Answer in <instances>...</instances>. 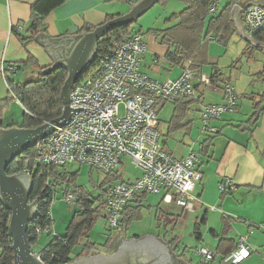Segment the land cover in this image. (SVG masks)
<instances>
[{"label":"built area","instance_id":"built-area-1","mask_svg":"<svg viewBox=\"0 0 264 264\" xmlns=\"http://www.w3.org/2000/svg\"><path fill=\"white\" fill-rule=\"evenodd\" d=\"M207 11L209 14L217 11L215 1L208 5ZM241 14L247 36L264 31V2L247 5ZM16 29L19 31L20 27ZM145 52L146 45L139 32L111 41L94 65L70 87L69 107L82 108L74 111L70 108L69 120L33 145L35 168L78 163L105 175L118 171L125 157L131 160L139 174L132 181L109 184L94 205L111 232L127 231L122 213L142 195H160L162 204L167 205L166 211L175 207L185 213L195 212L198 204L194 189L202 178L201 153L189 149L185 155L174 157L165 150L161 145L158 113L166 103L196 99L198 85H211V76L200 68H192L188 59L176 78L155 80L140 68ZM13 72L12 65L1 67L4 78ZM220 86L223 101L206 104L199 111L201 132L208 135L217 131L213 122L224 114L234 113L237 107L238 96L232 83L225 79ZM12 97L20 103L15 95ZM23 172L33 175L32 168ZM218 187L226 192L234 189V183L226 177ZM63 199L71 206L76 197L69 192ZM47 230L36 227L37 232ZM195 252L200 264L208 263L216 255L207 246H200ZM249 254L246 237L240 236L237 247L221 259V264H240Z\"/></svg>","mask_w":264,"mask_h":264},{"label":"crops","instance_id":"crops-1","mask_svg":"<svg viewBox=\"0 0 264 264\" xmlns=\"http://www.w3.org/2000/svg\"><path fill=\"white\" fill-rule=\"evenodd\" d=\"M34 1L35 0H0L1 76H3L1 73V67H5L7 65H14L16 67L20 63L33 59L37 62L39 67H47L53 62V58L48 54L44 46L35 40L23 45L15 36L12 29L13 27H20L19 31L21 33H27L32 15L31 5ZM135 1L137 0H63L61 4L55 7L46 16V32L44 34L49 38L74 35L79 33L85 27H96L104 23L109 15L115 17L125 13L128 11L130 3ZM228 1L229 0H226L223 7L228 3ZM169 2L170 0H165L160 3L158 2V9L152 11L156 14V16H161L163 19V27L154 28V30L165 29L168 24L173 22L171 20L172 15L179 13L186 7L184 1L177 0L180 4L177 5L178 10H175L176 12L172 11L169 14L167 10ZM234 5L230 10V20L231 11ZM223 7L221 9H217L214 14L220 13ZM214 14L208 13L209 16ZM238 19L242 24L241 16H239ZM232 22L235 28L234 33H236L237 28L235 27L234 21ZM133 26L132 29L134 32L139 31L141 33L142 40L146 45V52L141 56V70L149 77L158 81H163L168 78L173 79L179 76L183 66L181 64L171 62L166 57L167 51L172 50V47L159 43V39L152 33H149V37L144 35V29L146 31H148V29L151 30V25L146 28H144V26L134 28ZM242 32L246 35L244 27L242 28ZM237 35L239 34L237 33ZM240 37L244 40V37ZM207 39L212 38L211 36H208ZM208 47L209 41L207 43V62L200 67L205 72L206 65L210 63L211 65H214L217 63L216 61L218 59V57L213 60L211 59ZM29 62L30 61H28V63ZM263 67L259 68L255 72V75L261 71ZM24 68L25 66L21 67V69ZM18 69L19 68H16L17 71L13 74H9V76L14 78V75L21 70ZM215 72H217L215 82L211 83L209 86L198 85L199 94L192 102V104H200V109L198 111H200L206 104L221 103L223 101V93L220 83L225 80V78L229 81H231V79L230 77L224 76L220 69H214L212 67L210 68L209 75L212 76ZM233 86L235 87V91L238 96L236 111L231 114H224L220 119L213 122L217 132L212 136L207 145H205L204 140L208 138V136L200 141L199 149L197 151H199L202 156L199 167L202 173V178L201 181L196 184L194 189V194L198 198V204L196 206L197 214L195 223H193V229L195 228V225H199L198 235L200 239H198V241L201 242L204 240V237L200 233V227L201 225L206 226L207 231L210 234L211 239L215 241V244L212 246L207 244L204 245H207V247L209 246V248L215 252L216 255L214 259L218 258L220 262L223 257L221 249L227 252L232 247H237L239 237L243 235L245 230L248 234H253L251 241L255 242L256 240L255 244H261V240L264 239L263 235L256 234L255 231H250V229L254 227L264 231V227H260V225L264 224V83L262 82L259 84V87L256 90H253V88L249 86V83H247L246 87L238 85L240 89L235 86L234 83ZM254 101H259L260 103L258 107L259 112L254 117V121L248 125L247 121L257 110V108H254L253 106ZM165 105H163L160 110ZM172 105L174 109V104ZM160 124L161 120L159 118V127ZM137 175H135V177ZM135 177L126 181H132ZM226 177L233 181L234 189L221 192L219 191L218 185L220 181ZM207 205H210L213 208L208 209ZM162 210L166 214L176 217L173 225L171 226L172 232L169 234L170 237H167V239L169 240V238L175 237V244L178 249L181 250V247H179L181 234L176 230L178 228H186L187 225L182 224V221L186 220L187 213L175 207H171L170 211H166L165 209ZM257 224L259 225L257 226ZM231 228H234V231L236 232L235 236H230ZM53 229L56 232L55 235H62L59 234L60 231L58 230L56 224L53 225ZM115 233L116 232H111L109 236L110 241ZM126 233L127 231L121 233L125 239H138L141 237L138 235L139 237L136 238L133 237L135 236L133 235L128 238ZM248 234H245V236L247 238V244L250 246V256L255 250V244L250 242ZM153 236L161 238L162 241H164L163 238L158 235ZM49 239L50 238L47 237L46 234H40L37 240L36 248L33 249V253L37 254L42 245L45 246L49 243ZM84 242L85 241L80 243V245ZM164 242L167 243L166 241ZM195 248H197V246ZM234 248L231 250H234ZM79 250L80 247H78L77 251H73V255ZM101 252L107 251L101 250ZM171 252L174 254L175 259H180L186 264L199 263L198 261L194 263L187 256V248L184 254L174 251ZM249 256L247 258H249Z\"/></svg>","mask_w":264,"mask_h":264},{"label":"trees","instance_id":"trees-1","mask_svg":"<svg viewBox=\"0 0 264 264\" xmlns=\"http://www.w3.org/2000/svg\"><path fill=\"white\" fill-rule=\"evenodd\" d=\"M62 1L63 0H35L31 5L32 15L27 33H21L15 27L12 28L18 40L25 45L33 41L37 34L45 33L46 16L55 7L61 4ZM162 1L164 2L165 0H159L158 2L160 3ZM182 1L185 2L186 7L179 13L172 15V19L170 18L173 21L172 23L168 24L165 29L149 30L148 32H151L154 36H156V38L159 39V43L172 47L175 54L172 53V50H168L166 53V57L171 62H175L183 66L184 61L189 59L191 60L192 68H200L207 62V43L209 40L207 37L211 36L213 40L226 44L230 36L234 34L235 28L233 22L230 20V10L234 5L235 0H229L220 13L210 16L207 11L208 5L215 0ZM112 18L113 16L109 15L105 22ZM135 23L136 22H133L127 26L113 28L100 38L97 44L96 58L104 52L111 41L122 40L128 34L133 33L134 30L132 29V26ZM94 28L95 27H85L80 32L91 31ZM253 38L264 45V31L256 33ZM255 47L256 46L254 45L248 44L245 47V50L248 52L249 50H254ZM96 58L95 61L97 60ZM28 61L30 62L28 63ZM95 61L90 66H93ZM27 64L38 66L35 60H27V62L20 63L16 67L12 65L14 67L13 73L17 71L16 68L21 69L22 66ZM44 68L45 67L38 66L36 74L31 75V78H29L30 80L25 82H15L12 80L13 77L9 78V75L5 78L9 89L13 92L24 109L22 113V120L18 125L19 127L33 128L59 117L62 113L63 105L60 99V90L67 76V71L65 68L59 67L51 71L49 74H43L42 70ZM257 76L264 83V67L257 73ZM215 78H217V72L213 73L211 76L212 83L215 82ZM193 101L194 99H182L173 103L174 109L173 114L168 121L169 124L167 134H170L176 128L184 126L182 124V120L184 118L183 116L188 111L189 106ZM6 104V101L0 100V126L4 128L15 125L11 119H8L7 121L4 120L3 113L5 112L4 109ZM259 104V101H254L253 106L254 108H257V110L247 121L248 125L254 121V117L258 114ZM215 133L207 135L208 138L204 140L205 145L210 142ZM34 156L33 146L26 148L6 167V173L8 175L21 172L26 168H32L33 171V175L31 177L33 184L28 198L29 201L37 199V214L31 220L27 228V239L29 241L31 251L36 248L37 240L40 234H50V204L54 198L55 190H58V187L62 190V196L69 192L75 194L76 199L73 204L74 206L71 205L73 215L70 222L66 226L64 234H53L49 243L38 251L37 254L39 255L41 261L44 264H65L81 256L92 254L95 251H111L110 246L112 243L109 239L111 234L110 230H108L109 233H107L108 237L106 241L100 248L88 239V233L100 216L98 208L94 205L96 202L101 200L105 187L113 182L121 180L119 171H113L105 174L103 180L97 184L100 192H98L97 195H94L91 190L84 187L74 186V189H71L70 182L73 181L76 172L70 173L65 166L35 168ZM144 198L145 195L139 196L135 202L127 206L122 213V223L126 224L127 227L134 219L139 217ZM159 205L160 202H158L157 210L155 211L157 226H172L176 217L161 211ZM10 215L11 212L6 209L0 201V264H13V255L10 248L12 240L8 234ZM36 227H40L42 230H48L46 232H37ZM198 229L199 225H195V237L200 239ZM133 237L138 238L139 236L135 235ZM82 238H85L86 240L80 245ZM162 238L167 242L171 251L180 252V254H184L186 252V247L181 250L178 249L175 244V237H171L168 240L166 235H163ZM78 246L80 247V250L73 255L74 249ZM231 249L227 252L221 249L223 257L231 252ZM211 261L206 264H210Z\"/></svg>","mask_w":264,"mask_h":264},{"label":"rangeland","instance_id":"rangeland-1","mask_svg":"<svg viewBox=\"0 0 264 264\" xmlns=\"http://www.w3.org/2000/svg\"><path fill=\"white\" fill-rule=\"evenodd\" d=\"M215 2L217 9H221L226 3V0H216ZM157 5L159 4L156 3L151 9L140 16L133 27L138 28L140 26H144V28H146L147 26L151 25V30H154V28H162V17L156 16V14L152 12L155 9H158ZM177 5H180L177 0H170L167 7L168 13L170 14L172 11L174 12L175 10H178ZM148 31L144 29L143 33L146 37H149L148 35L151 33ZM208 41V48L210 50L209 56L212 60L217 57L218 59L216 64L211 65L210 63L206 65L205 70L207 73L200 68L203 73L209 75L211 67L214 69L217 68L221 70L224 76L230 77L231 81L237 87L238 85L241 87H246L247 83H249V86H251L253 90H256L259 87V84L262 82L260 78H258L257 74L255 75V72L264 66V47H255L254 50H249L246 52L245 47L248 45V43H246L240 37V35H237V33L232 34L226 44L217 42L213 39H209ZM37 71L38 66L27 64L25 65L24 69L19 70L18 73L14 75L15 77L12 80L15 82H25L30 80V76L35 75ZM13 95V92L9 90L7 80L0 74V100L7 102L4 109L5 112L3 113L4 120L7 121L8 119H11L15 124L14 127H19L18 125L22 120V113L24 109L20 103L13 99ZM199 109V103H191L188 111L183 116L184 118L182 120V124L184 126L176 128L170 134H167V126L169 124L168 121L173 114V105L171 103H166V105L160 110L159 118L161 120V124L159 130L161 131V144L164 149L171 153L174 157L183 156V154H185V152L190 148L198 150L200 141L208 135L201 132L202 122L200 121V112L198 111ZM122 112L123 107L121 106L120 113ZM123 161L124 164L118 169L120 178L121 180H130L138 174V170L131 164V160L128 157H125ZM66 168L70 173L76 172L73 181L70 182L71 189H74V186H77L91 190L94 195H97L98 192H100L97 184L103 180V177L105 176L104 174L98 173L87 164L74 163L66 166ZM62 195V190L60 187H58V190H55L54 198L50 204V214L52 212V230L50 231V234L43 233V235L46 234L50 239L52 238V235H55L56 233L53 229V225H57V228L60 231L59 234H64L66 226L70 222L73 215L72 207L70 204H67L64 201ZM158 202H160L159 208L161 211H163L162 209H167V205L162 204L160 195H145L139 217L134 219L127 228L126 236H128V238L132 237L133 235L143 236L144 234H153L160 237L166 235V237H170L169 234L172 232L170 225H167L166 227L157 226L155 211L157 210ZM196 212L197 211L187 213L186 220L182 221V224L187 225L186 228H178L176 230L181 234V242L179 247H181V249L185 247L187 248V256L194 263L200 261V257L195 252L196 246L198 248L200 246H212L215 244V241L211 239V236L208 233L205 225H201L200 227V233L204 237V240L199 242L195 237L193 223H195L196 220ZM263 225H260V227L263 228ZM250 231H255L256 234L264 236V231L260 230L259 228L254 227L250 229ZM107 233H109V231L105 225V219L102 216H99L93 228L88 233V239L95 243L98 248H100L108 237ZM235 234L236 232L234 231V228H231L230 236H235ZM245 234H248L246 230L241 236H245ZM248 236L250 242L255 244L256 240L255 242L251 241L253 234H248ZM83 241H85V238H82L80 243ZM261 241V244L256 243L254 245L255 250L249 256V258H245L240 264H264V239ZM43 247L44 246L42 245L41 248ZM78 247H76L74 251H77ZM210 263L221 264L218 258L214 259Z\"/></svg>","mask_w":264,"mask_h":264},{"label":"water","instance_id":"water-1","mask_svg":"<svg viewBox=\"0 0 264 264\" xmlns=\"http://www.w3.org/2000/svg\"><path fill=\"white\" fill-rule=\"evenodd\" d=\"M159 0H137L130 3L128 11L96 26L91 31H82L74 35L49 38L39 33L35 41L44 46L53 58L51 65L42 70L43 74L63 67L67 76L60 90V99L63 105L62 113L48 122L33 128L0 126V201L11 212L8 234L12 240L10 248L13 255V264H44L38 254L33 253L27 239V228L37 214V199L29 201L32 189V178L21 171L12 175L6 173L8 164L23 150L32 147L37 141L45 138L55 128L63 126L70 118L71 109L82 107H69V91L80 76L90 67L97 55L98 40L113 28L127 26L136 22ZM264 2V0H262ZM257 0H236L231 11V20L234 21L236 33L244 40L255 46L263 44L253 37L244 35L242 24L238 19L242 8L249 4L262 3ZM123 239V240H122ZM121 243L112 253L96 252L81 256L65 264H186L175 259L167 243L161 238L144 234L138 239L123 238L116 232L111 243ZM111 244V245H112Z\"/></svg>","mask_w":264,"mask_h":264},{"label":"flooded vegetation","instance_id":"flooded-vegetation-1","mask_svg":"<svg viewBox=\"0 0 264 264\" xmlns=\"http://www.w3.org/2000/svg\"><path fill=\"white\" fill-rule=\"evenodd\" d=\"M257 1H261V2H262V0H257ZM122 240H123V239H122ZM122 240H120L118 243H115V245L112 244V245L110 246L111 251H107V252H103V253H112L113 251H115V250L117 249V247L119 246V244L121 243ZM96 252H101V251H95V252H93V253H96Z\"/></svg>","mask_w":264,"mask_h":264}]
</instances>
